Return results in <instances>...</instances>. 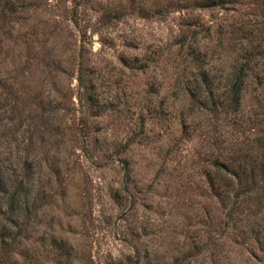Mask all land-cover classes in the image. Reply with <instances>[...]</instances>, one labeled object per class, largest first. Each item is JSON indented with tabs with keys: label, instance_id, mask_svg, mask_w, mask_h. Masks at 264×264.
I'll return each mask as SVG.
<instances>
[{
	"label": "rangeland",
	"instance_id": "1",
	"mask_svg": "<svg viewBox=\"0 0 264 264\" xmlns=\"http://www.w3.org/2000/svg\"><path fill=\"white\" fill-rule=\"evenodd\" d=\"M263 113L264 0H0V264H264L214 163Z\"/></svg>",
	"mask_w": 264,
	"mask_h": 264
},
{
	"label": "trees",
	"instance_id": "2",
	"mask_svg": "<svg viewBox=\"0 0 264 264\" xmlns=\"http://www.w3.org/2000/svg\"><path fill=\"white\" fill-rule=\"evenodd\" d=\"M192 1L193 3L200 6H212L221 3L222 0ZM81 79L82 78L80 77V81ZM241 88V75L236 74L231 79V84L226 93L228 105H232L234 110L238 109V105L240 103ZM255 117L256 119H262L257 114L255 115ZM253 140V150L234 151L235 155L231 156L230 160L225 161L217 159L214 161V163H216V166L220 169L225 170L228 169L227 167L230 165V163L234 165L231 172L233 173V177H235L236 179V181L234 182V184L236 185V190L234 192L230 191L228 193L231 199L227 198L229 200H221L222 206L224 208L225 218H235V220H237V222H240V224L244 223L245 225L240 227V231H242L243 234L253 233L259 246H262L264 243V239L263 236L260 235V232L262 231L261 228H264V225L262 224V226L260 227L254 226L255 224H252V222H250L249 220L255 218L254 216L258 215V213L264 209V134H256ZM4 179L6 178L4 177ZM0 180V182L3 181V176L1 175V173ZM210 181H213V178H211ZM21 186L22 183H20L18 188H16V193L21 189ZM214 188L216 189V187ZM217 192L219 193V191ZM220 195L225 198L222 193H220ZM11 220L12 218L8 217L9 223L3 224V227L0 229V245L2 247H5L6 245L14 243L18 240V238H16L18 236V233H14L13 230H10L12 224L10 223ZM258 223L259 222H257V224ZM238 226L239 224H237V227ZM53 243L57 244L60 247H63L64 245L62 241H56L55 238H53Z\"/></svg>",
	"mask_w": 264,
	"mask_h": 264
}]
</instances>
